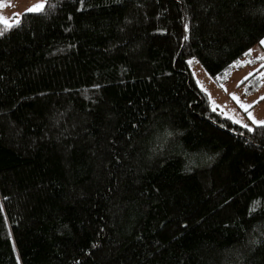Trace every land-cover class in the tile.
I'll use <instances>...</instances> for the list:
<instances>
[{
  "label": "trees",
  "instance_id": "16d2710c",
  "mask_svg": "<svg viewBox=\"0 0 264 264\" xmlns=\"http://www.w3.org/2000/svg\"><path fill=\"white\" fill-rule=\"evenodd\" d=\"M263 38L264 0L0 20V264H264V124L213 108L189 65L221 80Z\"/></svg>",
  "mask_w": 264,
  "mask_h": 264
},
{
  "label": "rangeland",
  "instance_id": "374dc122",
  "mask_svg": "<svg viewBox=\"0 0 264 264\" xmlns=\"http://www.w3.org/2000/svg\"><path fill=\"white\" fill-rule=\"evenodd\" d=\"M44 3L45 0H0V20L16 22L22 13L38 11ZM238 64L216 80L196 58L189 61L197 85L207 93L213 108L248 128L264 124V38Z\"/></svg>",
  "mask_w": 264,
  "mask_h": 264
}]
</instances>
